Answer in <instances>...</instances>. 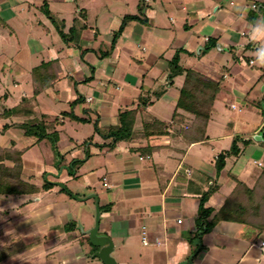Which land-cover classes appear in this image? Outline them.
Returning a JSON list of instances; mask_svg holds the SVG:
<instances>
[{
	"label": "crops",
	"instance_id": "0c3cea01",
	"mask_svg": "<svg viewBox=\"0 0 264 264\" xmlns=\"http://www.w3.org/2000/svg\"><path fill=\"white\" fill-rule=\"evenodd\" d=\"M126 15H140L145 22L127 20L108 54L102 50L103 38L113 39ZM262 18L264 0H0V145L23 151L24 181L41 187L47 179L53 187L42 189L44 193L63 189L53 201L35 207L29 198L41 188L34 193L0 195V264H26L24 253L31 251L24 241L22 248L17 247L22 235L49 229L55 234L47 246L62 254L58 264H96L89 260L88 235L81 232L94 226L92 211L89 205L84 212L77 207V202H87L92 195L98 207H104L101 212L99 207L98 234L112 239L118 264H179L189 256L192 264H264V240L258 230L227 218L239 211L229 200L235 178L252 186L260 169L257 159V170L247 168L249 154L244 149L238 158H227L221 168L217 155L230 147L235 135L207 133L218 113V101L230 95L247 98L256 85H263L264 92V66L254 62H264V45L248 36L249 26ZM174 57L184 71L197 70L220 82L207 139L186 144L172 134L113 143L106 134L119 123L120 111L133 110L144 99L146 113L171 120L185 79L182 72L168 80ZM41 63L53 77V72L58 74L52 87L36 95L57 88L63 110L58 115L43 111L30 117L38 103L27 100L28 90L18 88L23 91L20 94L4 88L3 80L10 79L15 88L30 84L33 94L32 70ZM107 77L115 78L114 88ZM14 92L17 97L5 107L2 103ZM78 97L91 105L73 103ZM156 101L163 102L157 110ZM30 102L34 105L28 107ZM16 106L18 110L6 112ZM63 111L87 121L68 117L56 126L54 143L61 144L57 149L66 155L57 166L45 157L53 145L39 144L46 138L33 141L23 124L41 115L52 120ZM177 111L192 116L181 108ZM91 115L97 118L94 130L105 133L99 142H92L94 133L84 127L92 125ZM79 139L91 140L85 158L78 156L75 142ZM222 140L227 146L217 147ZM248 146L258 145L250 142ZM100 178L104 195L95 191ZM64 179H68V191L57 184ZM83 185L93 193L77 199L75 190ZM35 200V204L41 201ZM202 203L205 210L200 213ZM205 223L207 231L198 241L199 228Z\"/></svg>",
	"mask_w": 264,
	"mask_h": 264
},
{
	"label": "trees",
	"instance_id": "16d2710c",
	"mask_svg": "<svg viewBox=\"0 0 264 264\" xmlns=\"http://www.w3.org/2000/svg\"><path fill=\"white\" fill-rule=\"evenodd\" d=\"M127 20L145 22L140 15L124 16L119 29L114 34L113 42H115V39L124 29ZM169 65L171 66L170 72L167 75L169 81L177 73H185L184 83L180 89L179 99L172 113L171 120L165 122L146 113L143 110V106L147 104L144 99L139 102L135 109L120 112L119 123L109 127L106 137H111L113 143L129 142L138 138L160 137L172 134L179 137L186 144L207 139L206 127L214 111V100L220 90V82L197 70L187 69L184 71L177 65V57H174ZM53 73L54 77L45 69V63H41L32 70L34 95L52 87L58 71L57 73ZM80 99L81 97H78L73 103L80 101ZM180 108L192 114V116L188 117L178 112L177 110ZM18 109L16 106L7 109L6 112L10 113ZM68 117L81 122L87 121V119L80 118L68 111H63L60 117L56 116L52 120L41 115L38 119L28 118L24 121L25 133L26 135L39 134V139L49 138L53 145V151L56 152V146H54L57 133L56 126L61 125L63 120ZM32 127L36 128L34 132L31 129ZM259 134L261 136L259 143L261 142L264 145V123L260 128ZM250 142H253V140L235 135L232 138L230 147L217 155V161L221 163L220 167H224L227 158H238ZM22 152V150H17L13 146L2 147L0 145V195L34 193L38 192L40 188L48 190L53 187L52 183L47 179L44 180L41 187L33 186L22 179ZM7 162H12L13 164L8 165ZM235 179L236 184L230 194L229 200L238 205L239 211L237 214L227 215V218L252 226L258 230L259 236L264 240V166L260 168L259 175L253 186H248L242 180ZM210 193L211 191L206 192L204 200L202 199V201H205ZM241 197H243L242 201L239 200ZM204 210L205 208L202 203L200 213ZM201 226L196 236L198 241L201 235L207 231L208 224L205 223Z\"/></svg>",
	"mask_w": 264,
	"mask_h": 264
},
{
	"label": "rangeland",
	"instance_id": "374dc122",
	"mask_svg": "<svg viewBox=\"0 0 264 264\" xmlns=\"http://www.w3.org/2000/svg\"><path fill=\"white\" fill-rule=\"evenodd\" d=\"M103 41H104V47L102 48V50H105L108 52V54H110L112 49L116 45L117 40H115V42H113L112 39H110L109 37L106 36L105 38H103ZM134 48L138 51H140V49H141L140 46L138 49L136 46L133 47V49ZM133 52H134V50H133ZM128 59H130V57H128ZM89 73L90 74H88V75L91 76V72H89ZM107 78H108L107 80L110 81V86L112 88H114L115 78L114 77H107ZM90 79H92V77ZM3 81L5 82L4 88L8 89L9 91L13 92V90H16V91L19 90V92L21 94V93H23V91H21V90H24V91L28 90L29 96L27 97V100L30 101L33 99V101L35 100V102L38 103V105H36L35 109H33L34 111H32L30 113V117L38 116L36 112L40 113L43 111H46V112L50 111L51 113H55L58 115V113H60L63 110V109H61L62 107L60 105V103L62 102L61 100H63V98L61 97L62 93H61V91L58 92V90L56 92L55 90L57 88H54V89L52 88V90H49L50 92L48 91V92L42 93L41 95L37 96V95L32 94L31 86H29L30 84L28 86H21V87L15 88L10 84V79H7V80L5 79ZM176 81L178 82V80H176ZM262 87H263V85L254 86L253 90L251 91L250 95L247 98H243V97H239V96L233 97L232 95H230V96L225 97L224 100L218 101V103L216 105V109H217L218 113H216L214 118L212 119V121H210V124L208 127V132H207L212 136H214V135L220 136L225 132L231 131V133H233L234 135H240L242 138H245V139L247 138V139L253 140L252 144H255V147L258 145L257 148L254 149V148H250L248 146V147H245V151H244V154L245 153L249 154L248 158H247V168H249V169L251 168L253 170L258 169L257 166L254 164L255 159H257V161L255 163L258 165L259 168L264 166V146L261 142L259 143L260 139L257 138V136H260V134H259L260 128H261L262 124L264 123V96H263L264 92L262 91ZM18 88H21V90ZM78 89L81 90L83 88L80 85L78 87ZM17 94L18 93L15 94V92H14L12 94V97H10L8 101H5L2 104H5V107L11 106L12 104H11L10 100L17 97ZM82 94H84L86 96L87 93L82 92ZM1 95H2V90L0 88V96ZM52 95H54V96H52ZM80 95L81 94L79 93L78 96H80ZM67 102L65 104H67ZM79 103H81L83 107H84V105H87V106L91 105V104L86 103L84 100H81V99H80V101L76 102L75 104H78V106H79ZM162 103H163L162 101H156L155 102V109L157 110L156 107L158 105H163ZM29 104L30 105L28 107H31L32 105H34L33 102H30ZM70 104H72V103H70ZM231 104L234 106L233 108H231ZM65 106L68 109V106L67 105H65ZM74 109H75V107H74ZM125 111H127V110H125ZM120 112H122V111H120ZM119 114H118V117H119ZM93 118L94 119L92 121V125H86L84 127H87L89 129V131L91 130V135H93V133H94V137H93L94 140L92 142H95V141L99 142L103 139V136L105 135V133L100 132V134H98V132L94 130L93 126H94L95 122L97 121L96 120L97 118H96V116ZM64 130L68 134V120H66V126L64 127ZM101 131H102V128H101ZM30 138L33 141H38L40 136H39V134L38 135H35V134L31 135L30 134ZM143 139H145V138H143ZM43 140H45V141H41L39 143L41 146L44 145V142L47 143L48 146H50L52 144V142L49 141V138H46ZM89 141H91V140L88 139L84 142L83 139H79L78 143L75 142V144H77L79 149H80V152L78 154V156L80 158H85L84 150H85V147L88 145L87 143ZM216 144H217L216 145L217 147H220V146L226 147L228 143L227 142L225 143V141L222 140L220 142H217ZM54 146H56V152L55 151L53 152L51 150L49 153H47L45 155V157L50 162H54V164L57 162V166H58L60 164L59 161H61L62 158H63V160L65 159V157H63L65 154H62V150L57 149V147L59 148V146H61V144L56 145V143H55ZM89 147L90 148L87 152L88 156L91 155V145ZM46 162H48V161L46 160ZM258 163H261V165H259ZM76 164H78L77 166H79V164H81V162L78 161L75 163V165ZM256 170H255V172H256ZM259 172H260V169H259ZM99 181L100 182L98 183V185L96 184L95 191L98 195H104L107 192L105 191L104 187L102 186L101 178ZM62 183L66 186V189L68 190V179H64L62 181ZM59 190H62V188L57 187L53 191H50L48 193H44L43 190L41 189L39 193H36L34 196L29 198V199H31V203L33 204L32 206H34V207L36 205L40 206L42 204H45L46 202L53 201ZM75 192L77 193V194H75V196L79 197V198H84L87 195L93 193V192L88 191V189L86 188V185L80 186V188L76 189ZM36 198L41 199V201L37 204H35ZM242 198L243 197L239 198V200L242 201ZM21 199H23V198L21 197ZM243 200H245V199H243ZM229 203H231V202H229ZM77 204H78L77 205L78 210H80L81 212H84L86 205H89V209L92 211V215H93L92 218H93V223H94V218H95L94 199L91 198L87 202H85V200L79 201V202H77ZM12 205H15V203L12 202ZM227 205H229V204H227ZM103 209H104V207H102V208L100 207V212ZM81 217L83 218L84 215L83 216L81 215ZM9 230H10V234H11L13 232L12 228L9 227ZM64 230L66 232L68 231V224H66V226H64ZM54 234H55L54 230L49 229L47 232L41 233L39 235L30 234L28 237H24L22 235L23 239L21 240V242L19 240L20 246L18 244L17 247L19 249L22 248L23 247V241H24V243L28 246V248H30V249H28V248L27 249L29 251H31L30 253H24L25 254L24 258L26 259V264H58L57 261L59 260V258H61L60 255H62V254H60V250L58 248H56L54 250L53 247L47 246V245H52V243L54 242L53 241L52 243H47V242H50L49 239H51L52 236H54ZM90 247H91V253L90 254L92 256L94 254V252L97 250V248L92 246V245ZM46 249H49V252H51V253H47ZM11 252L14 253V251H11ZM63 252L66 253L65 250ZM114 254L117 257L118 253H114ZM31 255L33 257H30ZM28 257H30L29 260H27ZM117 258H119V257H117ZM89 260L93 261L96 264H101V263L97 262L99 260H97V258H95V257H89Z\"/></svg>",
	"mask_w": 264,
	"mask_h": 264
},
{
	"label": "water",
	"instance_id": "95a60500",
	"mask_svg": "<svg viewBox=\"0 0 264 264\" xmlns=\"http://www.w3.org/2000/svg\"><path fill=\"white\" fill-rule=\"evenodd\" d=\"M257 138L261 139V136H257ZM57 184L65 188V185H63L62 183H57ZM89 197L90 196H88V198ZM92 197L95 198V207H96L94 226L86 231H81V232L87 234L92 246L97 248V250L94 252L92 257L97 258L102 264H118V262L112 255V252L114 250V244L112 242V239L108 235L98 234L99 217H100L98 199L96 195H92ZM76 198L78 199V197ZM179 264H192V257L189 256L188 259L180 262Z\"/></svg>",
	"mask_w": 264,
	"mask_h": 264
},
{
	"label": "clouds",
	"instance_id": "9594fccd",
	"mask_svg": "<svg viewBox=\"0 0 264 264\" xmlns=\"http://www.w3.org/2000/svg\"><path fill=\"white\" fill-rule=\"evenodd\" d=\"M248 36L250 41L262 42V45H264V18L255 21L249 26ZM254 62L264 66V62ZM262 259H264V257H262Z\"/></svg>",
	"mask_w": 264,
	"mask_h": 264
},
{
	"label": "built area",
	"instance_id": "2783aa9c",
	"mask_svg": "<svg viewBox=\"0 0 264 264\" xmlns=\"http://www.w3.org/2000/svg\"><path fill=\"white\" fill-rule=\"evenodd\" d=\"M252 7L256 8V4H253ZM258 164L261 165V163H258ZM177 221L180 222L181 220L178 219ZM143 240H144V243H146L145 238ZM262 245H264V242H262Z\"/></svg>",
	"mask_w": 264,
	"mask_h": 264
}]
</instances>
